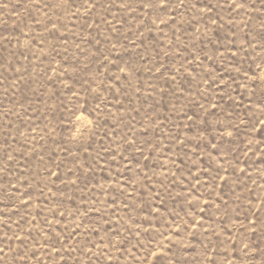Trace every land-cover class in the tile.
<instances>
[{
    "label": "rangeland",
    "instance_id": "obj_1",
    "mask_svg": "<svg viewBox=\"0 0 264 264\" xmlns=\"http://www.w3.org/2000/svg\"><path fill=\"white\" fill-rule=\"evenodd\" d=\"M0 264H264V0H0Z\"/></svg>",
    "mask_w": 264,
    "mask_h": 264
}]
</instances>
